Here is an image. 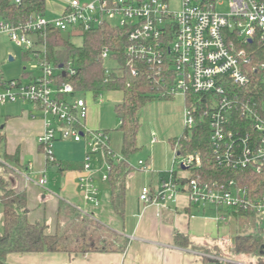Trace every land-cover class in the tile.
Segmentation results:
<instances>
[{
  "label": "built area",
  "instance_id": "2783aa9c",
  "mask_svg": "<svg viewBox=\"0 0 264 264\" xmlns=\"http://www.w3.org/2000/svg\"><path fill=\"white\" fill-rule=\"evenodd\" d=\"M170 1L94 0L83 3L70 0L65 10L52 19L32 15L23 22L14 23L0 16V33H7L33 53L39 69L28 82L21 78L6 80L0 77V105L24 101L41 108L48 120L39 142L51 163L59 165L55 142L84 144L85 173L80 177V187L89 202L98 204L100 201L94 176L100 174L103 180H108L109 158L118 162L122 155L112 149L108 132L88 127L87 99L73 94L71 83L58 82L56 70L66 74L69 71L72 75L77 70L73 60L68 62L67 68L60 69L47 60L46 35L52 27L71 33L104 23L126 28L130 43L125 54L129 59H142L157 66L159 71L165 67L170 69L173 95H198L206 99L205 114L210 118L211 141L218 163L229 169L251 168L264 173V97L258 100L237 89L251 82V71L264 70V61L254 63L252 49L255 41L264 47V0H180L177 10L171 8ZM226 3L228 11H220L218 6ZM109 57L110 48L105 47L102 59L105 62ZM111 70L107 68L108 72ZM198 111L195 102L186 104V130L191 132L194 128ZM235 115H241L245 122L236 125ZM93 158L102 163L97 169L90 163ZM138 164L143 170L151 169L143 160ZM175 164L179 167L177 175L175 167L172 168L156 191L148 185L142 187L140 197L144 202L168 201L184 192L192 204L203 208L210 206L218 212L255 211L264 219V193L254 195L234 179L209 181L192 175L193 169L203 165L199 152L178 154ZM47 182L43 174L39 184L44 186Z\"/></svg>",
  "mask_w": 264,
  "mask_h": 264
},
{
  "label": "trees",
  "instance_id": "16d2710c",
  "mask_svg": "<svg viewBox=\"0 0 264 264\" xmlns=\"http://www.w3.org/2000/svg\"><path fill=\"white\" fill-rule=\"evenodd\" d=\"M45 12L46 0H21L20 3H16L15 0H0V16L14 23L23 22L32 15L44 16ZM72 36L82 37L83 44L77 46L72 43ZM129 43L127 29L111 23L72 33L52 27L48 29L46 35L47 60L55 68L60 69L61 65L63 68H67L70 60L74 62L77 70L75 74L72 75L69 71L67 74H64V71L57 74L59 83L68 82L74 86L73 94L90 92L95 98L104 91H120L123 94L122 102L116 105V111L122 119L120 126L123 132L122 153H120L122 160L116 162L109 158L111 170L108 176L111 202L115 211L121 216L125 213L127 177L134 168L130 164V157L139 149L137 133L141 111L150 101L175 96L171 93L173 85L171 70L165 67L163 71H159L157 66L150 65L142 59H129L125 54ZM252 45L254 63L264 61V47H260L256 41ZM105 47L110 48L111 57L118 63V66L109 72L102 59V51ZM27 53L31 54L30 51ZM250 76L251 82L247 86L237 89L241 93H246L247 96L251 95L260 100L264 97V70H253L250 72ZM185 99L186 104L195 102L199 106L196 123L191 132L185 129L180 138H175L173 145L181 155L192 152L201 154L203 165L201 168L193 169L192 175L209 181L234 179L240 185L247 186L254 195L263 194L264 173H257L251 168L229 169L218 163L211 141L210 118L205 114L206 99L198 95H188ZM233 119L236 125L241 124L242 121L245 122V118L241 115H235ZM103 130L110 134V130ZM0 158L4 161L9 158L14 162L19 161L18 155L10 156L6 152L1 153V151ZM59 166L61 170L70 167L69 165L62 166L60 161ZM83 166L84 163L82 168ZM177 172L178 169L175 168L174 174L177 175ZM0 200L4 206V230L0 232V260H5L11 252L73 253L115 250L117 243L113 244L112 240L108 238L111 236L116 239L120 238L122 249L128 245V239L92 219L82 220L78 212L75 214L74 221L62 232L49 233L45 224L29 220L26 190H15L10 181L2 175H0ZM228 212L237 224L231 251L236 255H256L259 263L264 264V248H262L264 237L261 234L248 233L249 229L263 221V218L255 211L228 210ZM103 230L106 235L101 234ZM175 243L185 247L191 244L189 238L181 233L176 234ZM204 264L242 263L206 256Z\"/></svg>",
  "mask_w": 264,
  "mask_h": 264
},
{
  "label": "crops",
  "instance_id": "0c3cea01",
  "mask_svg": "<svg viewBox=\"0 0 264 264\" xmlns=\"http://www.w3.org/2000/svg\"><path fill=\"white\" fill-rule=\"evenodd\" d=\"M69 1L46 0L45 16L48 19L56 17L54 13H62ZM80 1L87 3L92 0ZM31 77L33 75L29 79ZM46 120L48 118L41 108L34 103L17 101L0 105V151L19 158L18 162L0 158V175L8 179L15 190H26L29 220L43 223L49 233H56L66 229L78 212L82 220L92 219L129 242L122 249L120 238L111 236L113 244L117 243L115 250L11 252L5 260H0V264H204V257H215V248L221 247L220 238L224 242L227 237L221 224L229 219L228 211L218 212L210 206L203 208L192 204L184 192L168 201L147 203L140 197L141 188L131 200L127 188L125 213L121 216L112 205L108 180H103L100 174H97L100 184L95 182L100 201L98 204L89 202L80 187V177L85 173L82 168L86 153L84 144L75 141H57L54 144L55 155L62 166H70L61 170L58 164L47 160L44 147L39 142ZM98 125L93 112L90 128L101 129ZM61 142H68L69 147H63ZM112 148L121 153L113 145ZM177 155L175 148L174 164ZM147 163L151 166L147 173L152 175V179L143 186L148 185L156 191L170 170L162 175L153 167L152 160ZM43 174L48 182L41 186L39 179ZM3 230L4 206L0 200V232ZM177 233L188 237L191 244L186 247L176 244ZM223 259L229 260V256L225 255Z\"/></svg>",
  "mask_w": 264,
  "mask_h": 264
},
{
  "label": "rangeland",
  "instance_id": "374dc122",
  "mask_svg": "<svg viewBox=\"0 0 264 264\" xmlns=\"http://www.w3.org/2000/svg\"><path fill=\"white\" fill-rule=\"evenodd\" d=\"M170 5L171 8L177 10L181 5V1L171 0ZM218 9L222 12H227L228 4L220 5ZM60 14L54 13L55 16H59ZM46 15H48V13ZM113 21L115 23L117 22L116 20ZM32 38H36V36H32ZM71 42L80 46L83 44V38L80 36H72ZM37 63V57L33 53L29 55L25 46L13 41L7 33H0V77L2 76L6 80L21 78L28 82L29 76L39 73ZM104 66L108 69H112L117 67L118 63L113 57H109L105 60ZM56 73H59V71L56 70ZM79 95L87 99L90 107L87 119L88 126L90 127L91 115L94 112L95 119L97 123H99L98 128L110 130V145H113L122 153L123 132L120 128L122 119L116 111V105L123 100L122 92L104 91L96 98L90 92L79 93ZM185 109V96L177 94L172 98H161L150 101L141 111L140 126L137 133V146L139 149L130 157V164L133 165L134 168L127 177V188L131 200L136 194H139L142 186L152 179V175L147 173L150 172V170H143L139 167V160L145 162L152 160L153 167L160 170L162 175L167 174L168 170H171V167H175L179 170V167L173 163V158L175 156L173 140L175 138H180L185 131ZM153 139L156 140L153 141ZM61 144L63 147H69L68 142H61ZM90 163L93 169H97L102 165V163L96 161V159ZM100 181V176L97 175L95 177V182L100 184ZM228 218L227 221L221 224V226L226 229L223 232H226L225 235H227V237L224 242L223 239L220 238L221 247L218 246L215 248V257L219 260H223V257L227 255L230 260L242 264H260L256 255H236L231 251V246L234 243L233 240L236 234L235 232L237 231V224L232 216L229 215ZM104 231L105 230H103L101 234L104 233L103 235H106ZM248 233L254 235L261 234L264 237V219L258 222L254 227H251ZM108 238L111 240V237Z\"/></svg>",
  "mask_w": 264,
  "mask_h": 264
},
{
  "label": "water",
  "instance_id": "95a60500",
  "mask_svg": "<svg viewBox=\"0 0 264 264\" xmlns=\"http://www.w3.org/2000/svg\"><path fill=\"white\" fill-rule=\"evenodd\" d=\"M251 42H252V40H250ZM12 58V57H11ZM60 68H62V65L60 66ZM64 74H65V72H64ZM178 154H180V153H178ZM262 248H264V245L262 246Z\"/></svg>",
  "mask_w": 264,
  "mask_h": 264
}]
</instances>
